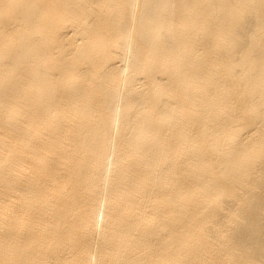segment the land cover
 Listing matches in <instances>:
<instances>
[{"label":"bare ground","instance_id":"1","mask_svg":"<svg viewBox=\"0 0 264 264\" xmlns=\"http://www.w3.org/2000/svg\"><path fill=\"white\" fill-rule=\"evenodd\" d=\"M0 264H264V0H0Z\"/></svg>","mask_w":264,"mask_h":264}]
</instances>
